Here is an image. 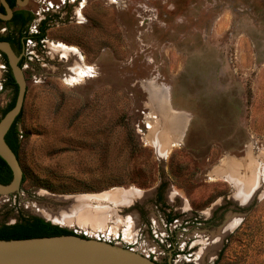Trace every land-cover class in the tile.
Here are the masks:
<instances>
[{"label":"rangeland","instance_id":"rangeland-1","mask_svg":"<svg viewBox=\"0 0 264 264\" xmlns=\"http://www.w3.org/2000/svg\"><path fill=\"white\" fill-rule=\"evenodd\" d=\"M83 3L86 23H79L80 8L73 7L45 42L30 43L23 58L17 54L26 80L19 122L24 181L0 194V226L39 216L141 252L156 244L147 233L136 240L138 200L148 202L162 187L185 216H217L183 234L180 245L191 237L190 250L178 254L176 264H264V0ZM59 43L75 47L81 65L91 68L75 85L65 77L72 59ZM7 70L0 51V121L14 96L4 87ZM153 92L164 99L161 110ZM177 114L186 122L169 133V117ZM155 128L168 153L153 139ZM231 160L242 165L233 171ZM255 174L252 199H236L233 178L248 181ZM116 190L140 193L128 204L94 198L81 207L73 200ZM68 208L112 216L102 226L53 219ZM159 215L153 217L155 233L163 225ZM232 217L238 223L212 247ZM128 221L134 225L130 239Z\"/></svg>","mask_w":264,"mask_h":264},{"label":"flooded vegetation","instance_id":"flooded-vegetation-1","mask_svg":"<svg viewBox=\"0 0 264 264\" xmlns=\"http://www.w3.org/2000/svg\"><path fill=\"white\" fill-rule=\"evenodd\" d=\"M59 1L61 3L49 0H0V40L2 38L4 41L9 42L14 52L23 58L25 57L26 49H28L27 46L30 43L39 45L45 42L47 33L52 25L64 18H68L73 7L80 8L75 14L76 17L80 18L79 23L88 21L86 17L84 19V14L81 12V7L87 5L83 3L85 0ZM30 3H33L34 7L30 6ZM19 49L21 50L19 51ZM0 51L1 54L5 53L2 50ZM148 197V202L145 199L138 200L135 214L139 222L134 228L137 231V227H139V231L134 235H137L136 240L138 241L141 235L147 233L156 246L144 245L145 250L140 253L158 264H176L175 258L178 254L187 253L190 250L191 237H185L184 246L180 245V239L183 234L191 230L190 228L194 225L202 222L206 223L207 219L209 220L208 222H212L217 216L213 213L212 216L206 219L200 217V215H193L192 212V214L185 216V211L176 210L167 200L162 187H159ZM157 215L160 217L162 215L163 225L155 233L153 217ZM181 216L182 220L180 221ZM128 224H130V221H128ZM128 224L125 226L126 229L127 226L129 228ZM131 228H129L130 231H132ZM130 234H127L129 239ZM127 237L125 236V238ZM137 241L133 240L129 242V245ZM159 250L163 251L160 252Z\"/></svg>","mask_w":264,"mask_h":264},{"label":"water","instance_id":"water-1","mask_svg":"<svg viewBox=\"0 0 264 264\" xmlns=\"http://www.w3.org/2000/svg\"><path fill=\"white\" fill-rule=\"evenodd\" d=\"M4 1V0H3ZM19 85L15 106L0 121V155L13 170L9 184L0 182V194L18 190L23 170L16 153L6 141V134L21 113L26 95V80L19 56L9 42L0 40ZM48 221V219H45ZM53 223V222H52ZM54 224V223H53ZM0 264H158L140 252L78 234H62L21 239H0Z\"/></svg>","mask_w":264,"mask_h":264},{"label":"bare ground","instance_id":"bare-ground-1","mask_svg":"<svg viewBox=\"0 0 264 264\" xmlns=\"http://www.w3.org/2000/svg\"><path fill=\"white\" fill-rule=\"evenodd\" d=\"M58 47L60 48V50H62L64 52L63 54L66 57H68L69 60L72 59V64H70V66L68 68V72L65 74V77H66L68 83H70L71 85H75V84L79 83L80 80L84 79L85 77H87L88 75L91 74L90 73L91 72L90 67L84 68L81 65V63L79 61V55L77 54V52H76L77 50L75 47L68 46L64 43L63 44L59 43ZM153 94H154L153 100L155 101V104L158 106V109L160 106L164 107V99L160 96V94L159 93L155 94L154 92H153ZM161 107H160V110H161ZM169 119H170L168 122L169 123V127H168L169 133L181 130L182 125H184L186 122V118L184 116H182V114L171 115V117H169ZM152 132L154 134L153 139H155L157 146L160 148V151L168 153V151H166L164 148H162L163 146L165 147V145H166V143L162 141L165 139V137L160 136V133H159L160 131L156 130V128ZM162 138H164V139H162ZM176 144L177 143H175L174 145H176ZM229 164H230V168H232V170L233 169L236 170L238 167H240L242 165L241 162L234 161V160L229 161ZM245 166L249 167V165H245ZM232 174H233V172H232ZM251 179H249L248 181H243V179H239V178H235V177L233 178V180H235V183L238 187V190H237V193L235 194V197H236V199L240 200L243 203L249 202L252 199V197L255 193V190L257 189V186L259 184V179H258L256 174ZM239 181H242V182L239 184ZM138 193H140V192L125 191V190L124 191H119V190L117 191L116 190L115 192H108V193L104 194L103 196H98V197H96V196L95 197L94 196L93 197L77 196V197H74L73 200H75V202H77V204H81V207L88 205L89 202H91V200L94 198H97L100 200L101 199L109 200L110 202H116L119 204H121V203L127 204L130 202L131 198L136 196V194L138 195ZM143 196H144V194L140 195L141 199ZM88 209H90V208H88ZM95 211H96V214H94V212H91V211L89 212L88 210L84 209L78 213L77 210L68 208L67 210L63 209L59 215H56V213H55V215H53V214L52 215H53V219H55L56 221L62 222V223L73 224L75 219L78 221H80V220L83 221L84 219H87L88 221H91L94 223L96 222V225L98 224L99 226L103 225V222L105 221L104 220L105 216H107V222H108V219H110V217L112 216V214L110 212L108 213L106 210H99L97 208ZM45 214H48V212L46 211ZM114 215H115V212H114ZM50 216H51V214L49 213V217ZM237 223H238V217H234V218L232 217L229 221H227L226 225H224L220 229L218 235L215 237V239H213V242L216 241L215 243H217V244L213 243L212 247H216V246L220 245V243H222L223 237H225V235L227 233H229L235 227V225ZM128 225H129V228L134 226V225L132 226V222H130V224H128ZM128 232L130 234V229L128 230Z\"/></svg>","mask_w":264,"mask_h":264},{"label":"trees","instance_id":"trees-1","mask_svg":"<svg viewBox=\"0 0 264 264\" xmlns=\"http://www.w3.org/2000/svg\"><path fill=\"white\" fill-rule=\"evenodd\" d=\"M1 40H3L1 38ZM21 49H19L20 51ZM4 61L8 66V70L5 77L4 87H10L13 89L14 96L7 108L4 110L3 115L10 111L16 104L17 96L19 92V85L16 77L10 66L6 53H2ZM22 112L17 116L14 123L10 127L6 134V141L16 153L19 158V151L21 146L19 122L21 120ZM13 180V170L6 162V160L0 155V182L2 184H9ZM24 181V177H23ZM22 181V182H23ZM62 234H76L74 231L64 228L60 225L53 224L51 221H47L39 216H28L21 219L14 224H3L0 226V239H21L32 238L42 236H53ZM84 237V236H83Z\"/></svg>","mask_w":264,"mask_h":264}]
</instances>
